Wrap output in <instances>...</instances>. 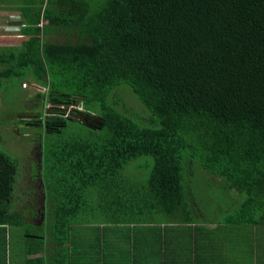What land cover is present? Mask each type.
I'll return each mask as SVG.
<instances>
[{
    "label": "trees",
    "instance_id": "1",
    "mask_svg": "<svg viewBox=\"0 0 264 264\" xmlns=\"http://www.w3.org/2000/svg\"><path fill=\"white\" fill-rule=\"evenodd\" d=\"M20 10L24 48L0 79L47 88L17 114L18 126L35 124L41 188L17 197L21 162L0 145V226H33L46 203L54 227L145 223L166 243L171 225H204L196 213L213 218L215 205L220 224L264 233V0H21ZM129 91L145 115L126 105ZM56 100L94 116L45 107ZM141 156L147 172L130 164Z\"/></svg>",
    "mask_w": 264,
    "mask_h": 264
},
{
    "label": "crops",
    "instance_id": "2",
    "mask_svg": "<svg viewBox=\"0 0 264 264\" xmlns=\"http://www.w3.org/2000/svg\"><path fill=\"white\" fill-rule=\"evenodd\" d=\"M20 6L21 0H0V71L5 65L11 66L5 62L11 50L24 48L26 35ZM8 24L20 27L19 36L4 30ZM47 206L43 203L36 208L38 221L33 224L31 220L36 230L26 225L0 226V264H264V252L246 244L250 236L241 244L242 240L235 237L242 231L247 234V226H199L179 221L177 227L173 224L168 228L165 243L157 239V230L151 233L145 223L124 225L101 218L76 229L54 227L48 219ZM211 208L213 215L217 207ZM204 211L196 216H205ZM193 221L199 223L200 218ZM32 232L35 238L29 237ZM53 232H59V236L54 237ZM161 235L164 237L162 232ZM248 250L251 255L247 262Z\"/></svg>",
    "mask_w": 264,
    "mask_h": 264
},
{
    "label": "rangeland",
    "instance_id": "3",
    "mask_svg": "<svg viewBox=\"0 0 264 264\" xmlns=\"http://www.w3.org/2000/svg\"><path fill=\"white\" fill-rule=\"evenodd\" d=\"M5 26L6 27L4 28V30L7 31L10 35L19 36L18 27L14 25H9V24ZM12 64L14 67L18 69L19 67H21L20 63L17 60H14ZM8 66L5 65V67H8ZM46 92H47V88L37 83L34 80V78H32L31 76L20 77L18 75H14L11 78H1L0 79V145L3 148L7 149L12 155H15L16 157H18L21 162V167H20V171L18 174V182L16 184V191L18 194L17 197L22 196L23 192H25L26 189H37V191L40 194V188H41L40 187L41 179H40V174H39L41 154L39 153V151L37 152L35 150V146L34 144H32V142H28V139H30V137H28L29 134L34 131V130L29 129L28 127H31V126L33 127L35 126V124L31 123L30 122L31 120H29L30 118L27 117L25 118L26 119L25 125L26 126L28 125V127L22 125V123H21L22 126H18L19 121L17 119V114L22 113L21 115H27L26 114L27 111L36 109L37 107H34V106H38L39 103H41V100L38 99V97H36L37 94L46 93ZM123 98L127 106H129L133 110H137L139 113L143 115L146 114V112L142 109V106L140 105L139 101L136 99L135 95L132 94L130 91L126 93L123 96ZM76 104L77 105H69V104L65 105L61 102L56 101L55 104L47 102L45 104V107L62 108V109H65L67 112L71 111L74 108H77L78 110H80L79 112L80 114L82 113L87 114V112L83 111L84 107H82L80 103H76ZM38 108H40L41 110L44 108V106H42V108L41 107H38ZM36 112L38 113V110ZM18 118L20 120L23 117H18ZM150 163H153V160L150 158H147L146 156L135 158L133 161L130 162L132 167L143 168L144 172L148 171V170L146 171V168L144 167H148ZM35 176H37L38 181L31 180ZM198 176L199 178L197 181L206 183V186L204 187L201 186L202 188L215 190V187L213 185H210L208 182H205L208 180L202 179L199 174ZM196 177H197V174L196 176H194L193 180H195ZM23 200L26 201L25 198H23ZM48 206L50 207V205ZM97 207H98L97 204H95L94 208H97ZM225 208L232 212H234L235 210L234 208H230L227 206ZM25 209L26 210H25L24 215L26 217L30 216L32 214V210H34L31 207H26ZM215 212L220 214V211L217 208H215ZM47 213H48L47 215H48L49 221L51 222L52 220H54V217L52 216V211L49 212L48 208H47ZM30 217L35 218L36 215H32ZM160 217H162V215H160ZM196 218H200L199 222L200 223L203 222L204 225L221 223L223 219L222 215L211 218L209 214H206L205 216H198ZM205 218L209 219L207 220L209 221L208 223L204 221ZM36 220L38 221V219ZM223 223H227V221L225 220ZM23 225L28 226L29 230L37 229V228L35 229V227L32 226L28 222H26V224H23ZM76 226L77 225H74V229H76ZM247 228H248L246 230L247 234L242 231V234L239 233L235 235V237L238 236L242 240L239 244H241L246 237L250 236L251 240L250 242L247 241L246 244L247 245L251 244L253 247H255V249L259 253L264 252L262 249L264 248V233L262 232V230L259 229L258 227H251L250 225H248ZM257 247H259L260 249H257ZM250 255H251V252L248 250V254L245 257V260L247 262L249 261Z\"/></svg>",
    "mask_w": 264,
    "mask_h": 264
},
{
    "label": "water",
    "instance_id": "4",
    "mask_svg": "<svg viewBox=\"0 0 264 264\" xmlns=\"http://www.w3.org/2000/svg\"><path fill=\"white\" fill-rule=\"evenodd\" d=\"M87 114L90 116H94L91 112H88V111H87Z\"/></svg>",
    "mask_w": 264,
    "mask_h": 264
},
{
    "label": "flooded vegetation",
    "instance_id": "5",
    "mask_svg": "<svg viewBox=\"0 0 264 264\" xmlns=\"http://www.w3.org/2000/svg\"><path fill=\"white\" fill-rule=\"evenodd\" d=\"M56 101H58V102H61L62 103V101L61 100H56ZM63 102H65V101H63ZM83 116H86L85 114H82Z\"/></svg>",
    "mask_w": 264,
    "mask_h": 264
},
{
    "label": "built area",
    "instance_id": "6",
    "mask_svg": "<svg viewBox=\"0 0 264 264\" xmlns=\"http://www.w3.org/2000/svg\"><path fill=\"white\" fill-rule=\"evenodd\" d=\"M20 29V27H18Z\"/></svg>",
    "mask_w": 264,
    "mask_h": 264
},
{
    "label": "clouds",
    "instance_id": "7",
    "mask_svg": "<svg viewBox=\"0 0 264 264\" xmlns=\"http://www.w3.org/2000/svg\"><path fill=\"white\" fill-rule=\"evenodd\" d=\"M40 174V173H39Z\"/></svg>",
    "mask_w": 264,
    "mask_h": 264
}]
</instances>
